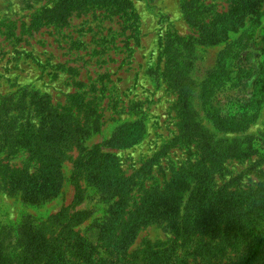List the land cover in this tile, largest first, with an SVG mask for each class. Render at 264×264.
<instances>
[{
  "label": "rangeland",
  "instance_id": "obj_1",
  "mask_svg": "<svg viewBox=\"0 0 264 264\" xmlns=\"http://www.w3.org/2000/svg\"><path fill=\"white\" fill-rule=\"evenodd\" d=\"M59 1L0 0V104L9 114L25 91L49 93L53 104L60 105L69 94L87 91L101 118L98 131L86 139L85 146L101 147L116 159L126 177L133 176L137 182L124 219L146 192L164 188L177 170L200 158L196 144L228 156L214 176V190L244 191L264 182V0H256L248 14L217 38L200 32L184 16L182 0H125L131 11L126 15L111 16L94 8L63 26L32 25ZM191 1L192 7L198 6ZM198 1L210 8L202 17L205 23L233 8V0ZM162 42L167 45L162 47ZM76 83H82V88ZM181 87L192 100L183 117ZM29 116L25 109L19 123ZM233 117L245 124L232 129ZM1 119H6L5 113ZM219 120L225 123L218 126ZM133 122L139 124L135 142L112 141L120 126ZM7 126L0 123V129ZM3 133L0 130L1 144L8 143ZM184 135L197 142L185 145ZM4 151L0 165L22 168L28 163L25 151L15 155ZM233 151L244 156L229 157ZM65 155L60 189L44 201L29 202L22 191L8 190L7 176L0 172V256L8 264H51L44 245L58 241L72 261L102 263L101 233L108 234L117 196H102L83 174L77 180L82 194L76 199V181L72 183L71 177L78 151L73 148ZM62 211L60 219H53ZM78 236L81 243L75 239ZM173 240L163 224H146L123 248L127 246L126 254L138 257L133 261L142 264L147 257L161 256L156 252L166 248H175L172 258L176 259L180 243ZM224 250L230 258L245 256L242 247ZM254 264H264V253Z\"/></svg>",
  "mask_w": 264,
  "mask_h": 264
},
{
  "label": "trees",
  "instance_id": "obj_2",
  "mask_svg": "<svg viewBox=\"0 0 264 264\" xmlns=\"http://www.w3.org/2000/svg\"><path fill=\"white\" fill-rule=\"evenodd\" d=\"M195 1L198 3L197 7H192L191 0H182L184 16L195 22L200 32H208L217 38L220 31L232 27L242 16L248 14L254 8L256 0H233V8L214 14L208 23L202 17L210 8L205 9L199 5L198 0ZM94 8L102 9L111 16L131 12L125 0H60L51 9H46L42 17H37L32 25L63 26L72 17ZM165 44L167 45L162 42V47ZM244 48L245 46L241 51ZM76 85L77 88H82V83ZM177 85L174 84L173 87L176 88ZM25 92L21 99L13 102L10 109L12 113L6 114L3 104H0V123L8 125L0 129L5 132L1 134L2 137L6 133L8 135V143H0V152L5 150L7 155H15L23 150L21 152L28 154V163L22 168L3 164L0 165V172L7 176L8 182L4 181L9 186L8 190L22 191L23 199L29 202L44 201L58 193L62 181V159L76 148L78 155L72 162L71 177L72 183L76 181L73 183L77 191L75 198L80 200L83 189L77 180L83 174L102 196L107 199L117 196L112 204L113 214L109 218L112 224L107 230L108 234L101 233V247H104L101 252L105 255L101 264H142L141 260L133 261L138 257L132 258L126 254L127 246L123 248V244L133 237L140 226L153 223L163 224L173 234V243L179 241L177 248L181 253L173 259L177 251L175 248H166L156 252L161 256L143 259L146 261L144 264H254L264 253V182L255 189L244 191L226 192L223 188L214 190V176L228 158L224 151L196 144V150L201 152L200 158L189 167L177 170L164 188L146 192L138 203L133 204V209L127 211L128 215L124 219L125 209L130 207V194L137 182L133 176L126 177L116 159L104 153L101 147L85 146L86 139L98 131L101 118L97 105L86 97L87 91L69 94L63 105L53 104L49 93L31 90ZM178 92L179 112L180 117H183L188 114L192 100L185 87H181ZM25 109L30 116L19 123ZM4 113L6 119L2 120ZM239 119H230L232 129L237 130L240 125L245 124ZM224 123V120H219L218 126ZM137 125L138 122L123 124L112 141L120 140L126 144L135 142ZM182 137L187 146L197 142L188 141L185 135ZM240 152L233 151L229 157L244 156ZM67 157L70 158L68 155ZM32 164L34 170L31 172L29 168ZM62 215L63 211L53 219H60ZM75 217L77 221L81 220L80 215ZM105 226L108 228L109 224ZM69 233L74 234L72 231ZM75 239H80L79 243L83 241L79 236ZM71 245L75 244L71 241ZM40 247L43 248L41 244ZM62 247V241L55 245H44L50 253L51 264H82L67 258L65 248ZM224 247L231 248L230 252L242 247L245 256L230 258V253H226ZM7 262L8 259L0 256V264H8Z\"/></svg>",
  "mask_w": 264,
  "mask_h": 264
}]
</instances>
